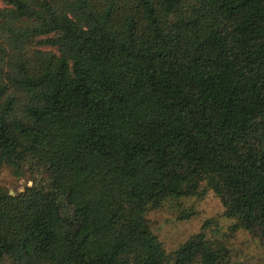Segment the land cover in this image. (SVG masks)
Segmentation results:
<instances>
[{
  "label": "trees",
  "instance_id": "1",
  "mask_svg": "<svg viewBox=\"0 0 264 264\" xmlns=\"http://www.w3.org/2000/svg\"><path fill=\"white\" fill-rule=\"evenodd\" d=\"M3 166L0 261L221 264L148 219L210 191L264 246V0H0Z\"/></svg>",
  "mask_w": 264,
  "mask_h": 264
},
{
  "label": "rangeland",
  "instance_id": "2",
  "mask_svg": "<svg viewBox=\"0 0 264 264\" xmlns=\"http://www.w3.org/2000/svg\"><path fill=\"white\" fill-rule=\"evenodd\" d=\"M39 177L42 175L30 170L19 177L11 168L3 166L0 169V186L16 193L32 185L33 178ZM186 213H191V216L183 217ZM148 219L170 254L175 253L195 234L204 232L207 238L226 247L227 256L221 264H264V246L249 232L232 229L235 221L224 215L221 199L211 191L203 198L166 202L162 208L151 210ZM0 264H10V261L6 259Z\"/></svg>",
  "mask_w": 264,
  "mask_h": 264
},
{
  "label": "water",
  "instance_id": "3",
  "mask_svg": "<svg viewBox=\"0 0 264 264\" xmlns=\"http://www.w3.org/2000/svg\"><path fill=\"white\" fill-rule=\"evenodd\" d=\"M11 194H14V192H13V191H11Z\"/></svg>",
  "mask_w": 264,
  "mask_h": 264
}]
</instances>
